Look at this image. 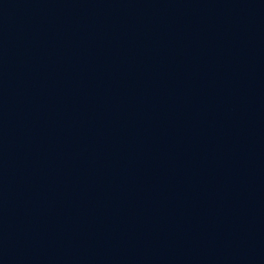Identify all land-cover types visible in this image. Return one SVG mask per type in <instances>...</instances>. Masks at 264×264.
<instances>
[{
	"label": "water",
	"instance_id": "1",
	"mask_svg": "<svg viewBox=\"0 0 264 264\" xmlns=\"http://www.w3.org/2000/svg\"><path fill=\"white\" fill-rule=\"evenodd\" d=\"M0 264H264V0H0Z\"/></svg>",
	"mask_w": 264,
	"mask_h": 264
}]
</instances>
